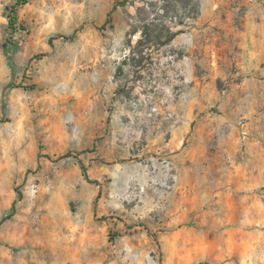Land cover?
<instances>
[{
  "label": "rangeland",
  "instance_id": "rangeland-1",
  "mask_svg": "<svg viewBox=\"0 0 264 264\" xmlns=\"http://www.w3.org/2000/svg\"><path fill=\"white\" fill-rule=\"evenodd\" d=\"M17 1L0 264H264V0Z\"/></svg>",
  "mask_w": 264,
  "mask_h": 264
},
{
  "label": "trees",
  "instance_id": "trees-1",
  "mask_svg": "<svg viewBox=\"0 0 264 264\" xmlns=\"http://www.w3.org/2000/svg\"><path fill=\"white\" fill-rule=\"evenodd\" d=\"M17 2H18V3H26V2H28V0H18ZM15 9H16V7L12 6V7H11V12L14 13ZM9 17H10L11 25H14V24L17 23V18H16L14 15H12V14L10 13ZM7 55H8V59H9V63H10V65H11V68L13 69V71H14V73H15L14 63L12 62L11 54H10V52H9L8 49H7ZM61 158H63V157H61ZM83 169H84V171H86V167H85L84 165H83ZM92 182H94V183H96V184H99L97 180L92 181ZM12 215H13V212L8 213L5 217H3L2 220L9 219Z\"/></svg>",
  "mask_w": 264,
  "mask_h": 264
}]
</instances>
